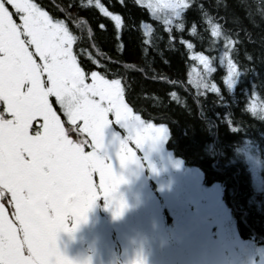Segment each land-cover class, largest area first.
Instances as JSON below:
<instances>
[{
    "label": "snow or ice",
    "instance_id": "obj_1",
    "mask_svg": "<svg viewBox=\"0 0 264 264\" xmlns=\"http://www.w3.org/2000/svg\"><path fill=\"white\" fill-rule=\"evenodd\" d=\"M136 3L155 19L163 17L165 26L175 23L180 29L187 10L196 7L195 0ZM87 6L121 28V16L101 0H87ZM197 10L207 17L203 7ZM208 23L211 35L219 37L221 25ZM150 32L146 28L144 35ZM76 39L64 20L53 19L33 0H0V264H74L58 250L57 234L74 232L101 197L114 217L122 214L126 205L115 194L126 181L97 155L110 123L127 132L116 153L121 168L137 163L129 142L138 149L169 135L164 125H145L125 102L122 78L108 79L101 71L80 66L73 50ZM225 40L224 83L233 89L241 72L229 56L232 42ZM195 59L205 73L215 71L206 56ZM92 63L98 65L96 60ZM197 86L207 87L203 80ZM251 107L255 111L256 106ZM68 218L74 220L72 228L66 224ZM131 264L144 260L137 255Z\"/></svg>",
    "mask_w": 264,
    "mask_h": 264
},
{
    "label": "trees",
    "instance_id": "obj_2",
    "mask_svg": "<svg viewBox=\"0 0 264 264\" xmlns=\"http://www.w3.org/2000/svg\"><path fill=\"white\" fill-rule=\"evenodd\" d=\"M33 2L69 26L77 38L73 50L85 71L122 78L125 102L144 123L168 128L166 150L199 171L204 187L221 188L239 238L264 246V0H195L183 29L175 23L165 26L163 17L155 19L136 0H101L121 16L120 29L87 6V0ZM209 20L221 25L219 37L211 35ZM146 28L151 29L147 36ZM225 37L232 42L229 56L241 72L233 89L224 83ZM199 55L215 71L205 73L195 59ZM201 80L207 87L197 86ZM248 155L260 165L258 188Z\"/></svg>",
    "mask_w": 264,
    "mask_h": 264
},
{
    "label": "rangeland",
    "instance_id": "obj_3",
    "mask_svg": "<svg viewBox=\"0 0 264 264\" xmlns=\"http://www.w3.org/2000/svg\"><path fill=\"white\" fill-rule=\"evenodd\" d=\"M126 136L123 127L110 123L97 152L126 181L115 194L124 201V211L114 217L112 207L98 199L74 232L57 234L62 254L74 264H131L137 255L144 264H264V246L239 238L221 188L204 187L199 171L166 150L167 136L138 149L129 142L137 163L121 168L116 153ZM246 159L258 188L260 165L249 155ZM66 224L72 228L74 220Z\"/></svg>",
    "mask_w": 264,
    "mask_h": 264
}]
</instances>
